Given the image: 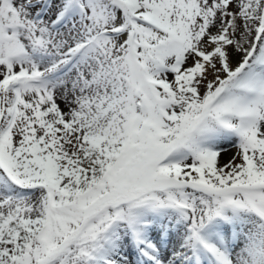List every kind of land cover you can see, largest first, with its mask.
Segmentation results:
<instances>
[{
    "label": "snow or ice",
    "instance_id": "snow-or-ice-1",
    "mask_svg": "<svg viewBox=\"0 0 264 264\" xmlns=\"http://www.w3.org/2000/svg\"><path fill=\"white\" fill-rule=\"evenodd\" d=\"M0 264H264V0H0Z\"/></svg>",
    "mask_w": 264,
    "mask_h": 264
},
{
    "label": "rangeland",
    "instance_id": "rangeland-1",
    "mask_svg": "<svg viewBox=\"0 0 264 264\" xmlns=\"http://www.w3.org/2000/svg\"><path fill=\"white\" fill-rule=\"evenodd\" d=\"M234 151V149H231L228 153L223 156V159L227 160L233 154Z\"/></svg>",
    "mask_w": 264,
    "mask_h": 264
}]
</instances>
